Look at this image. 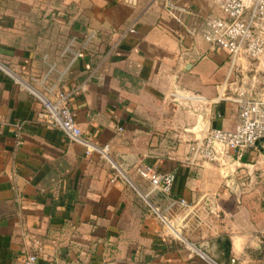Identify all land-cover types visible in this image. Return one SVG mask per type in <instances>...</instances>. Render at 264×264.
<instances>
[{"label": "crops", "instance_id": "1", "mask_svg": "<svg viewBox=\"0 0 264 264\" xmlns=\"http://www.w3.org/2000/svg\"><path fill=\"white\" fill-rule=\"evenodd\" d=\"M173 1L186 8L180 19L166 0H0V61L8 68H0V264H21L34 237L44 244L40 264H203L165 234L147 205L150 183L134 167L140 161L177 167L171 194L192 203L181 211L182 233L195 214L198 223L200 207L228 211L234 201L225 170L243 165L264 187L261 144L241 158L185 161L206 126L235 125L240 108L231 96L240 84L256 77L254 91L264 89V56L233 60L210 48L197 29L207 16L224 14L216 0ZM91 31L64 84L84 134L110 142L127 179L112 181L106 158L43 122L39 99L10 75L30 80L52 61L64 69L68 40L77 35L78 47ZM230 233V254L241 264H264V227ZM220 237L208 243L223 259Z\"/></svg>", "mask_w": 264, "mask_h": 264}, {"label": "built area", "instance_id": "2", "mask_svg": "<svg viewBox=\"0 0 264 264\" xmlns=\"http://www.w3.org/2000/svg\"><path fill=\"white\" fill-rule=\"evenodd\" d=\"M222 8L223 15L207 16L197 31L211 44L212 50L222 48L230 52L232 59L242 55L256 58L264 56V0H216ZM169 13L180 19L181 12L186 8L173 0H166ZM130 31L135 28L131 27ZM93 31L82 36L81 45L75 46L78 36L73 35L64 46L61 54H69L70 59L64 69H57V62L49 63L42 74H33L27 80L14 71L10 75L21 86L27 88L41 102V119L46 124L61 130L70 141L85 146L87 153L98 152L106 158L115 169L111 180L120 177L128 178L120 165L111 155V144H99L87 137L81 128L70 104V90L64 84V75L70 65L79 57L82 48L87 46ZM0 68H8L0 61ZM56 71L54 77L52 73ZM256 77L243 82L232 95L240 108L239 118L232 128L206 126L203 132L189 143V151L185 161L191 165L202 162L227 158L228 156L241 158L248 148H264V89L254 91ZM24 122H16L17 142H21ZM121 129V127H120ZM135 170L150 183V189L143 193L149 208L158 217L167 236L182 240L192 255H198L203 264H241L236 254L227 258H219L212 251L190 241L181 231V211L191 209L192 203L184 196L171 194L177 176V167L160 170L153 164L141 161L135 165ZM182 219V218H181ZM195 245L196 249L189 246ZM43 240L39 237L31 239V250L22 259L21 264H40L39 252L43 247ZM192 264H197L193 261Z\"/></svg>", "mask_w": 264, "mask_h": 264}, {"label": "rangeland", "instance_id": "3", "mask_svg": "<svg viewBox=\"0 0 264 264\" xmlns=\"http://www.w3.org/2000/svg\"><path fill=\"white\" fill-rule=\"evenodd\" d=\"M136 164H134V167ZM243 168L245 167L241 165L238 166V169L233 167L232 172L224 171L227 178H232L230 185L225 186L231 188V201H234L228 206V213L223 207H220L218 212L215 211L211 208L210 203L203 208L200 207L198 223H194L196 220L193 219L197 215H192L193 218H190L191 221L186 226L187 229H190V232H183L190 241L211 251L208 242L214 239L217 233L230 237L232 235L231 231L237 237L243 228L260 225L264 227V187L261 186L259 181L251 178L249 172L243 171ZM123 171L126 175H129L128 170L124 169ZM122 178L127 179L123 176ZM169 236L173 237V235ZM259 237L256 238L259 239ZM261 237L264 240V236ZM177 240L185 244L182 240Z\"/></svg>", "mask_w": 264, "mask_h": 264}, {"label": "water", "instance_id": "4", "mask_svg": "<svg viewBox=\"0 0 264 264\" xmlns=\"http://www.w3.org/2000/svg\"><path fill=\"white\" fill-rule=\"evenodd\" d=\"M219 241L221 242V249L223 250V257L227 258L230 255L231 251V240L229 237H220Z\"/></svg>", "mask_w": 264, "mask_h": 264}, {"label": "bare ground", "instance_id": "5", "mask_svg": "<svg viewBox=\"0 0 264 264\" xmlns=\"http://www.w3.org/2000/svg\"><path fill=\"white\" fill-rule=\"evenodd\" d=\"M189 246H191L192 248L196 249L195 245L192 244L191 242H188Z\"/></svg>", "mask_w": 264, "mask_h": 264}]
</instances>
